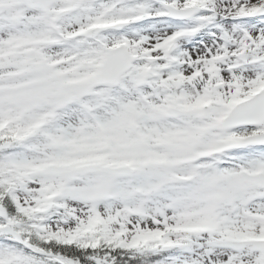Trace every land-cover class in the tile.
Masks as SVG:
<instances>
[{
    "label": "snow or ice",
    "instance_id": "1",
    "mask_svg": "<svg viewBox=\"0 0 264 264\" xmlns=\"http://www.w3.org/2000/svg\"><path fill=\"white\" fill-rule=\"evenodd\" d=\"M0 264H264V0H0Z\"/></svg>",
    "mask_w": 264,
    "mask_h": 264
}]
</instances>
